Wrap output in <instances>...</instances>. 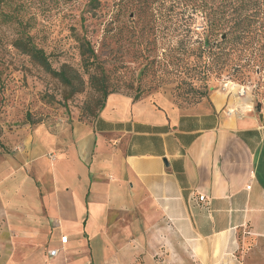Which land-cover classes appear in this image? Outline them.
I'll use <instances>...</instances> for the list:
<instances>
[{
    "label": "crops",
    "instance_id": "obj_1",
    "mask_svg": "<svg viewBox=\"0 0 264 264\" xmlns=\"http://www.w3.org/2000/svg\"><path fill=\"white\" fill-rule=\"evenodd\" d=\"M0 264H264V100L110 93L36 129L0 152Z\"/></svg>",
    "mask_w": 264,
    "mask_h": 264
},
{
    "label": "rangeland",
    "instance_id": "obj_2",
    "mask_svg": "<svg viewBox=\"0 0 264 264\" xmlns=\"http://www.w3.org/2000/svg\"><path fill=\"white\" fill-rule=\"evenodd\" d=\"M198 4L199 0H0V152L28 142L36 129L66 134L74 124L90 122L103 102V89L137 99L159 94L189 110L207 104L212 90L232 87L251 95L256 109L264 100L261 73L202 79L176 72L175 65L185 57L178 47L180 29L189 26L193 38L201 29ZM150 13L158 17L153 22ZM151 23L157 29L155 40L147 29ZM174 27L178 28L171 32ZM21 36H29L60 74L16 48ZM85 44L94 55L84 50Z\"/></svg>",
    "mask_w": 264,
    "mask_h": 264
},
{
    "label": "trees",
    "instance_id": "obj_3",
    "mask_svg": "<svg viewBox=\"0 0 264 264\" xmlns=\"http://www.w3.org/2000/svg\"><path fill=\"white\" fill-rule=\"evenodd\" d=\"M198 8L201 29L196 32V37L193 38L194 32L189 26L179 31L178 47L182 49L185 57L175 65L176 72L189 73L192 77L202 79L222 73L241 79L248 77L250 72L264 76V0H199ZM149 17L150 22L158 18H153L152 13ZM171 18L172 15H168L169 21ZM187 18H191V15ZM177 28L174 27L171 32ZM147 29L155 40L157 29L154 24H149ZM15 46L49 72L60 74L50 67L42 49L34 46L29 36H21ZM83 47L94 55L88 44ZM110 93L118 92H108L105 89L101 91L103 102L98 112ZM133 99H137L136 96ZM259 108L258 102L256 109Z\"/></svg>",
    "mask_w": 264,
    "mask_h": 264
},
{
    "label": "built area",
    "instance_id": "obj_4",
    "mask_svg": "<svg viewBox=\"0 0 264 264\" xmlns=\"http://www.w3.org/2000/svg\"><path fill=\"white\" fill-rule=\"evenodd\" d=\"M61 241L65 242V238H62ZM56 254H57V249H51V250L48 251V255L50 257L55 256Z\"/></svg>",
    "mask_w": 264,
    "mask_h": 264
}]
</instances>
